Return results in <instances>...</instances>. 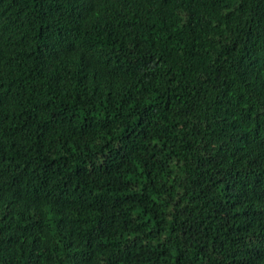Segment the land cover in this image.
Segmentation results:
<instances>
[{"label":"trees","instance_id":"16d2710c","mask_svg":"<svg viewBox=\"0 0 264 264\" xmlns=\"http://www.w3.org/2000/svg\"><path fill=\"white\" fill-rule=\"evenodd\" d=\"M0 264H264V0H0Z\"/></svg>","mask_w":264,"mask_h":264}]
</instances>
